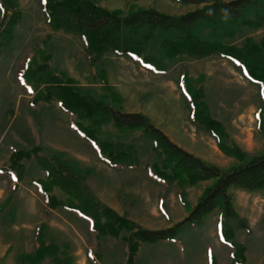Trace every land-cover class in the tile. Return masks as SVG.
Listing matches in <instances>:
<instances>
[{
  "label": "rangeland",
  "instance_id": "rangeland-1",
  "mask_svg": "<svg viewBox=\"0 0 264 264\" xmlns=\"http://www.w3.org/2000/svg\"><path fill=\"white\" fill-rule=\"evenodd\" d=\"M41 1L15 0L14 8L7 11L8 15L18 12L13 36L0 49V206L8 200L0 207V264H17L18 254L36 247L34 233L40 222L45 224V242H56L68 252L74 264H129L121 237L97 238L90 220L69 211L45 207L31 184V179L43 175L33 156L21 161L23 178L17 179L10 155L34 145H40V155L62 152L79 167L90 170L86 183L98 200L150 229L170 227L184 217L209 181L179 186L152 180L145 166L155 160L151 140L137 129L119 130L111 123L101 127L102 136L134 144L142 164L131 168L108 166L91 144L72 129L70 114L60 110L57 100L30 103L33 94L18 80L26 61L36 49H42L53 72L73 79L83 91L123 111L146 114L172 141L220 169L264 153V109L256 114L260 102L257 86L244 79L229 62L217 57L166 60L168 70L158 74L129 57L105 52L91 69L80 38L51 29L44 20ZM92 1L123 13L154 8L164 13L182 14L197 7L175 0ZM234 27V35L224 38V42L238 44L249 36L260 44L264 38V26ZM181 64L187 67L194 86L203 88L208 114L222 125L223 144L239 148L241 160L224 154L207 131L190 122L178 87ZM101 69L106 71L110 91L103 88L100 78L91 76ZM4 170L11 172L12 178ZM231 193L232 209L248 228L245 232L233 218L225 219L232 228V239L245 247L244 264H264V189L232 190ZM56 194L63 196L57 190ZM218 213V209H214L201 224L183 226L174 240L140 242L133 264H208L207 249L214 256L213 264H230L228 247L219 243L215 234ZM42 264H51V260L45 258Z\"/></svg>",
  "mask_w": 264,
  "mask_h": 264
},
{
  "label": "trees",
  "instance_id": "trees-1",
  "mask_svg": "<svg viewBox=\"0 0 264 264\" xmlns=\"http://www.w3.org/2000/svg\"><path fill=\"white\" fill-rule=\"evenodd\" d=\"M197 7L182 14H169L154 8H140L123 13L96 5L92 0H42L44 20L53 30H62L80 38L85 56L91 69L97 65L105 52L129 57L153 73L168 70L166 60L181 58L193 60L217 57L228 61L248 82L257 86L259 105L264 109V38L260 44L245 36L238 44L226 43L224 38L234 35L235 25L259 28L264 26V2L262 0H175ZM15 0H0V49L12 39L18 12L7 14L14 8ZM232 26V27H230ZM42 49L26 61L19 74V82L33 94L30 103L57 100L59 108L70 114L72 129L88 141L96 155L111 167H138V149L132 143H123L103 137L101 127L112 124L119 130L137 129L151 140L155 160L145 164L154 181L167 185H192L198 181H209L195 204L186 215L170 227L145 228L117 213L98 200L86 183L90 173L73 159L57 151L40 155V145L20 149L10 155V164L17 179L23 178L24 158L34 157L43 175L31 179L36 193L46 208L69 211L92 222L95 237H121L127 248V262L133 264L140 242H156L174 239L183 226L201 224L203 218L218 209L217 238L228 247L230 264H244L245 247L235 242L233 231L225 219L233 218L237 225L248 232L244 220L232 209V190L257 191L264 189V153L241 160L242 152L235 145L222 142V125L207 111L202 87L194 86L185 64L180 65L178 87L188 109L190 122L203 129L216 141L217 147L226 155L241 160L225 169L204 162L187 151L155 126L142 112L123 111L83 91L71 78L53 72ZM100 78L103 88L106 71L91 73ZM114 99H117L114 96ZM221 137V139H220ZM6 171L10 178L11 172ZM16 186H13L15 189ZM56 190L63 196L56 194ZM8 200H4L1 206ZM4 203V204H3ZM264 220V214L262 215ZM45 224H37L34 239L36 247L30 252L17 255V264H42L45 258L51 264H74L67 251L54 242H45ZM126 234H122V232ZM207 263H214L213 254L207 250ZM91 258V254L88 253ZM92 259V258H91Z\"/></svg>",
  "mask_w": 264,
  "mask_h": 264
},
{
  "label": "crops",
  "instance_id": "crops-1",
  "mask_svg": "<svg viewBox=\"0 0 264 264\" xmlns=\"http://www.w3.org/2000/svg\"><path fill=\"white\" fill-rule=\"evenodd\" d=\"M121 200H123V199H121ZM159 202L157 201V203H156V209H158L159 208ZM123 206H124V204H123ZM166 216H168V215H166Z\"/></svg>",
  "mask_w": 264,
  "mask_h": 264
}]
</instances>
